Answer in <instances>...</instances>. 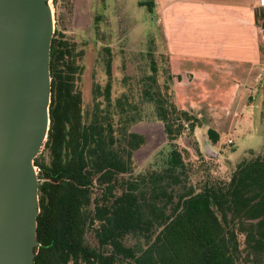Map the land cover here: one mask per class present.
Instances as JSON below:
<instances>
[{
	"label": "trees",
	"instance_id": "1",
	"mask_svg": "<svg viewBox=\"0 0 264 264\" xmlns=\"http://www.w3.org/2000/svg\"><path fill=\"white\" fill-rule=\"evenodd\" d=\"M104 50L106 82L93 85L83 110L73 45L58 30L51 37L45 158L33 159V264H264V148L226 163L227 180L213 177L207 161L186 162L188 152L202 157L195 135L202 123L176 106L166 58L165 80L157 83L148 51L150 73L137 81V96L150 106L146 121L161 125L165 152L136 171L133 153L144 138L129 128L140 116L126 95L111 101ZM205 136L209 144L218 139L211 129Z\"/></svg>",
	"mask_w": 264,
	"mask_h": 264
},
{
	"label": "crops",
	"instance_id": "2",
	"mask_svg": "<svg viewBox=\"0 0 264 264\" xmlns=\"http://www.w3.org/2000/svg\"><path fill=\"white\" fill-rule=\"evenodd\" d=\"M150 5L159 12L176 106L204 123L198 134L211 129L217 135L210 143L216 156L221 133L225 142L233 144L230 134L235 131L249 141L251 128L256 125L257 133L264 121V3L151 0ZM211 91L214 98L203 102L201 97Z\"/></svg>",
	"mask_w": 264,
	"mask_h": 264
},
{
	"label": "rangeland",
	"instance_id": "3",
	"mask_svg": "<svg viewBox=\"0 0 264 264\" xmlns=\"http://www.w3.org/2000/svg\"><path fill=\"white\" fill-rule=\"evenodd\" d=\"M48 3L53 15V33L55 30L60 31L63 39L74 48L75 64L79 68L74 85L81 95L82 109L88 110L92 105L93 85L102 87L106 82L103 61L106 53L104 49L107 48L111 58V101L122 94L126 95L129 97L128 103L137 106L140 116V120L129 128V131L144 138L143 146L133 153L136 171L160 161L165 152L162 127L157 122L146 121L143 115L150 111V106L144 105L137 96V81L150 73L149 57L146 56L148 51L152 53L151 60L155 63L159 85L163 83L167 73V60L165 61L166 56L162 51L163 43L159 32V12L150 6L151 0H48ZM193 87L196 88L197 85L193 84ZM214 92L203 95L201 100L204 98L203 102H206L216 94ZM198 97L196 101H200ZM212 102L216 104L218 101ZM200 118L203 120V117ZM256 128V125L251 128L249 141L240 138L236 131L232 132L230 136L233 144L230 139V143L225 142L227 136L221 133L217 144L218 155L215 157L203 152L204 148L217 151L212 149L202 131L200 135V130H196L202 157L196 158L188 152L183 158L188 163L207 161L210 163L209 173L213 177L227 180L229 168L226 163L235 164L246 157L248 150L258 152L264 148V121L257 133ZM182 145L181 140L177 141L180 150ZM37 156L45 158L43 146Z\"/></svg>",
	"mask_w": 264,
	"mask_h": 264
},
{
	"label": "water",
	"instance_id": "4",
	"mask_svg": "<svg viewBox=\"0 0 264 264\" xmlns=\"http://www.w3.org/2000/svg\"><path fill=\"white\" fill-rule=\"evenodd\" d=\"M52 35L48 0H0V264H33L39 246L33 159L49 125Z\"/></svg>",
	"mask_w": 264,
	"mask_h": 264
},
{
	"label": "built area",
	"instance_id": "5",
	"mask_svg": "<svg viewBox=\"0 0 264 264\" xmlns=\"http://www.w3.org/2000/svg\"><path fill=\"white\" fill-rule=\"evenodd\" d=\"M260 1L264 3V0H260ZM227 142L229 143L230 141L228 140ZM33 168H34L35 173H37L38 172L37 167L34 166Z\"/></svg>",
	"mask_w": 264,
	"mask_h": 264
}]
</instances>
